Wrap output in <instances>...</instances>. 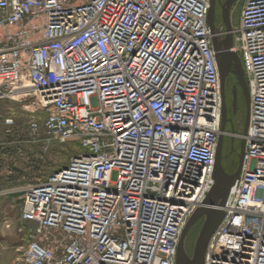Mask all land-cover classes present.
Wrapping results in <instances>:
<instances>
[{
  "label": "built area",
  "instance_id": "2783aa9c",
  "mask_svg": "<svg viewBox=\"0 0 264 264\" xmlns=\"http://www.w3.org/2000/svg\"><path fill=\"white\" fill-rule=\"evenodd\" d=\"M210 8L0 0V100H33L31 130L77 146L24 188L17 231L27 264H176L184 228L208 205L222 133L213 39L227 30L212 31ZM231 33L248 126L240 173L212 206L225 214L203 264H264V0H243Z\"/></svg>",
  "mask_w": 264,
  "mask_h": 264
},
{
  "label": "rangeland",
  "instance_id": "374dc122",
  "mask_svg": "<svg viewBox=\"0 0 264 264\" xmlns=\"http://www.w3.org/2000/svg\"><path fill=\"white\" fill-rule=\"evenodd\" d=\"M242 6L243 0H238L231 7L232 28L239 25ZM214 19L215 22L219 21V27L223 24L221 8H214ZM225 91L232 121L226 124L221 162L235 173L243 142L245 145L244 139L239 135L245 133L247 115L246 96L235 64L227 76ZM32 101L0 100V264H27L23 260L26 242L17 231L24 188L44 181L77 153L74 141L61 142L42 129L36 132L31 130V121L37 115V112H33ZM9 117L13 118V123H6ZM216 200L220 202L221 198L217 197ZM203 221L204 218L197 221L186 237L185 249L190 256Z\"/></svg>",
  "mask_w": 264,
  "mask_h": 264
},
{
  "label": "water",
  "instance_id": "95a60500",
  "mask_svg": "<svg viewBox=\"0 0 264 264\" xmlns=\"http://www.w3.org/2000/svg\"><path fill=\"white\" fill-rule=\"evenodd\" d=\"M235 0H227L225 5L222 8V22L227 30V35L223 39L214 38L213 44L216 52V58L218 62L220 81H221V97H222V124H221V134L219 135L218 145L215 155V184L212 190L209 192L205 204L207 206H202L195 211L190 220L188 221L186 227L184 228L179 245L177 250L176 264H203L205 250L208 244V241L216 229L217 225L220 223L224 216L223 209L219 207H212L216 204L217 197L221 198L219 205H224L229 189L233 184L235 178L239 175L241 170V164L243 159L244 152V142L242 147V152L240 155L239 166L235 173H228L221 162V149L224 138V132L227 124V108L225 100V90H226V79L229 72L232 69L233 64H235L240 72V85L245 93L247 101V115H246V127L245 133L248 126V114L250 106V97L247 89L246 79L243 74V68L241 65L240 58L238 55L231 51L233 44V35L231 33L232 26L230 22V10L232 4ZM216 0H211V8L209 11V24L212 31L215 29V19H214V8ZM204 218L201 229L197 236V239L194 244L193 253L190 256L185 249V240L188 235L191 227L200 219Z\"/></svg>",
  "mask_w": 264,
  "mask_h": 264
},
{
  "label": "flooded vegetation",
  "instance_id": "af4514ba",
  "mask_svg": "<svg viewBox=\"0 0 264 264\" xmlns=\"http://www.w3.org/2000/svg\"><path fill=\"white\" fill-rule=\"evenodd\" d=\"M226 1L227 0H216V2H215V9L218 7V8H223V6L225 5V3H226ZM236 1H238V0H235L234 2H233V4L236 2ZM232 4V5H233ZM218 24H219V21H216L215 22V28H221L222 26H223V24H221V26L219 27L218 26ZM226 82H227V79H226ZM225 100H226V108L228 109V111H227V123L230 121H232V118H231V109H229V106H228V96H227V93H226V91H225ZM222 165H223V167L225 168V170L228 172V173H230V174H232L233 173V171L230 169V168H228V166L226 165H224L223 164V162H222Z\"/></svg>",
  "mask_w": 264,
  "mask_h": 264
},
{
  "label": "bare ground",
  "instance_id": "6f19581e",
  "mask_svg": "<svg viewBox=\"0 0 264 264\" xmlns=\"http://www.w3.org/2000/svg\"><path fill=\"white\" fill-rule=\"evenodd\" d=\"M26 87H27V86H26ZM22 91H23V92H28V91H30V90H29V88H26V89L24 88ZM16 99H17V98H16Z\"/></svg>",
  "mask_w": 264,
  "mask_h": 264
}]
</instances>
